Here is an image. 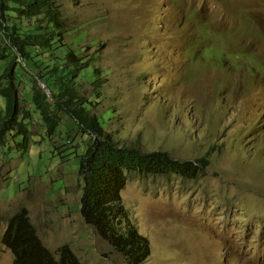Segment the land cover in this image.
Instances as JSON below:
<instances>
[{"label":"rangeland","instance_id":"obj_1","mask_svg":"<svg viewBox=\"0 0 264 264\" xmlns=\"http://www.w3.org/2000/svg\"><path fill=\"white\" fill-rule=\"evenodd\" d=\"M60 4L67 44L98 53L106 83L93 110L112 109L106 130L117 144L182 161L212 152L197 180L129 176L124 202L152 244L143 264H264V78L249 67L254 59L264 71V0ZM203 25L211 32L196 40ZM205 42L229 60L201 61L211 54ZM15 144L0 151V242L7 219L26 207L51 250L69 244L84 264H128L84 219L76 160L46 136L26 150ZM0 252V264H14L1 243Z\"/></svg>","mask_w":264,"mask_h":264},{"label":"trees","instance_id":"obj_2","mask_svg":"<svg viewBox=\"0 0 264 264\" xmlns=\"http://www.w3.org/2000/svg\"><path fill=\"white\" fill-rule=\"evenodd\" d=\"M62 1L0 0V96L5 102L0 112V151L10 140L26 150L32 137L46 136L55 153L73 157L82 180L84 219L128 264H143L152 254V244L135 226L124 202L122 191L129 176L197 180L212 164V152L182 161L165 151L117 144L106 130L112 109L101 115L93 110L106 83L98 53L87 54L89 46L67 44ZM208 31L211 27L200 26L196 40L206 38ZM199 47L202 53L211 52L201 54V61L209 58L222 66L229 60L228 53L209 42ZM243 58L241 53L237 61ZM261 66L252 59L250 75L260 70L264 78ZM56 141L60 144L54 145ZM0 243L12 252L14 264H84L69 244L51 250L26 207L7 219Z\"/></svg>","mask_w":264,"mask_h":264}]
</instances>
